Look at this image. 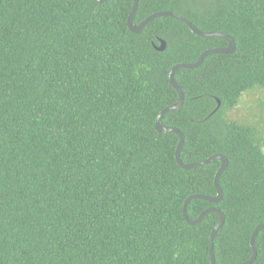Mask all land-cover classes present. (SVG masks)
<instances>
[{"label":"trees","instance_id":"1","mask_svg":"<svg viewBox=\"0 0 264 264\" xmlns=\"http://www.w3.org/2000/svg\"><path fill=\"white\" fill-rule=\"evenodd\" d=\"M133 2L0 0V264H211L219 215L192 225L183 205L216 196L220 160L181 168L155 120L178 100L170 68L227 41L168 16L134 33ZM160 11L235 42L175 71L183 105L161 123L183 163L227 158L221 201L186 214L220 209L215 264H240L264 225V115L238 113L246 96L264 107V0H138L133 22ZM255 246L264 264V229Z\"/></svg>","mask_w":264,"mask_h":264},{"label":"water","instance_id":"2","mask_svg":"<svg viewBox=\"0 0 264 264\" xmlns=\"http://www.w3.org/2000/svg\"><path fill=\"white\" fill-rule=\"evenodd\" d=\"M93 1H96L98 3H102V2H105L106 0H93ZM137 5H138V0H134L133 6L131 8L130 14H129L128 19H127V27L130 31H132L134 33H140L148 25V23L150 21H152L153 19H156V18L162 17V16H168V17L175 18V19L183 22L184 24H186L189 27V29L191 30V32L197 36L206 37V38L207 37H217V38H221V39H224L227 41V45L225 47L210 48V49L204 50L199 55L198 59L194 63H177L170 68L169 73H168V78H169V81L172 85V88L174 90H176L178 93V100L174 104L164 107L159 112V114L157 115L156 120H155V129L157 132H160V133L161 132L162 133L173 132V133L177 134L179 140H178V144H177V148H176L175 158H176V161L181 168L191 169V168H195L197 166L209 163L213 160H220V166H219V168L216 172V175L214 177V184H215V188L217 190L216 196L210 197V196L201 195V194L189 195L186 198L184 205H183V216H184L185 220L187 221V223L192 224V225L199 223L203 219V217L208 213H217L219 215V221L215 225V227L213 228V230L210 234V237H209L210 262H211V264H215V258H214V252H213V240H214L216 233L219 231V229L224 224V214L217 207H209V208L205 209L204 211H202V213L195 220H190V219H188L187 214H186V207H187L188 203L194 199H202V200L208 201L210 203H218L221 201L222 190L219 186V178H220V175L222 174V172L226 169V167L228 165V160L224 155L213 154L210 157L203 159V160H199V161L191 162V163H183L181 161V158H180V151H181V148H182L183 143H184V135L182 134L181 131H179L178 129H176L174 127L164 126L161 123V119H162V116L166 112L172 111L175 109L180 110L182 105H183L184 93L181 90V88L179 87V85L176 83V81L174 80L175 71L179 70V69H194V68L200 66L202 64L204 58L209 54H213V53L231 54L235 50V42L231 36L224 34V33L213 32V31H205V32L200 31L186 18H184L183 16H180V15H177L176 13L170 12V11L155 12V13L149 15L148 17H146L138 25H136V24H134L133 19H134L135 11L137 9ZM158 41H159V45L158 46L154 45V47L158 51H163L166 48V42L163 39H158ZM219 104L220 103L218 101L217 106H219ZM262 229H264V225H259L254 229V231L251 235V238H250V245L252 247V255L248 260H246L240 264H251L254 261V259L256 257L255 237H256L258 231L262 230Z\"/></svg>","mask_w":264,"mask_h":264},{"label":"rangeland","instance_id":"3","mask_svg":"<svg viewBox=\"0 0 264 264\" xmlns=\"http://www.w3.org/2000/svg\"><path fill=\"white\" fill-rule=\"evenodd\" d=\"M259 99L258 96L253 97V96H246L244 97V99L242 100V102H240L239 106H238V110L240 114L242 115H247L248 111L250 110H254V112L258 113V112H263L264 115V107H261L260 110L259 108Z\"/></svg>","mask_w":264,"mask_h":264}]
</instances>
